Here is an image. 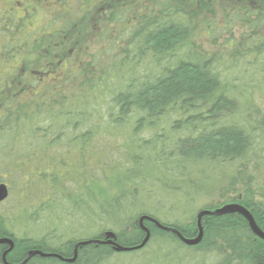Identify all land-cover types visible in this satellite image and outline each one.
Listing matches in <instances>:
<instances>
[{
	"label": "trees",
	"instance_id": "16d2710c",
	"mask_svg": "<svg viewBox=\"0 0 264 264\" xmlns=\"http://www.w3.org/2000/svg\"><path fill=\"white\" fill-rule=\"evenodd\" d=\"M256 87L264 92V0H0V184L16 198L0 210V239L12 241L0 264L4 253L6 264H102L120 252L75 245L112 233L134 247L146 232L135 251L258 264L264 245L238 214L203 216L196 246L139 225L146 216L194 240L200 212L238 204L264 232L251 176L242 199L226 194L248 164L264 165V115H249ZM225 177L218 199L195 208ZM94 214L103 228L84 239L49 231ZM13 218L43 235L16 238Z\"/></svg>",
	"mask_w": 264,
	"mask_h": 264
},
{
	"label": "rangeland",
	"instance_id": "374dc122",
	"mask_svg": "<svg viewBox=\"0 0 264 264\" xmlns=\"http://www.w3.org/2000/svg\"><path fill=\"white\" fill-rule=\"evenodd\" d=\"M207 40H204V42ZM203 42V43H204ZM206 46H208L206 49L210 50L212 47L211 45L206 44ZM214 51H218L217 48H213ZM223 51V50H221ZM219 51V52H221ZM224 53V51H223ZM221 53V54H223ZM223 56H225V54H223ZM5 68L3 69V73H7L8 71V66L3 65ZM252 91V90H251ZM264 91V90H261ZM252 94L254 95V97L256 98V105L255 107H253L251 109V113L249 114L251 117H255L257 118H261L264 115V92H260V90L256 87L254 88ZM260 159H263L264 161V156H259ZM257 170H253V165L252 164H248V166L245 168V174L242 175V179L237 178V192H226L227 196L229 197L231 195V198H235L236 196H238L240 199H242L246 194H247V190H246V183L245 180L246 178L248 179L251 176V184H250V191L249 193H253V195L255 196V199H260L263 198L264 199V165L259 164L257 165ZM252 171V172H251ZM247 173H249V175H247ZM208 173L206 172V178H205V183L208 182L210 184L216 182V177H218V173L216 172L214 174V176H209L207 175ZM216 175V176H215ZM197 179L202 180L204 176H202L201 174H197L195 175ZM229 179L228 178H224L223 181H219L217 182V184L214 186V188H212L211 190L207 191H203L205 193V195H203L202 193H198L197 195H199V198H196V204H195V208L199 207L202 204L205 203H214L217 199H218V195H219V189L220 188H227V181ZM239 187V188H238ZM235 189V190H236ZM201 194V196H200ZM15 197H13L12 195L6 199L5 202H3L0 205V210H3L4 212L8 211L13 202H15ZM158 200H162L163 202L165 201V197H158ZM142 201V200H140ZM144 203H148L147 200H143ZM145 205V204H144ZM143 206V205H142ZM140 206V207H142ZM139 207V208H140ZM144 207V206H143ZM84 218H79L80 222L77 225H69L70 230H66L63 234L59 233V229L57 231L55 230H49V231H53L56 235L60 234V238L59 241H64L67 238H76V239H84L92 234H94V232H96L97 230H99L100 228H103L102 226V222L99 221L98 218H96V214L94 215H90L89 219H91L90 221L93 222V224H90L93 227H87V224L89 225V219L85 218V220H83ZM15 218H13L12 222L9 223V229L11 231V233L18 239L24 237V235H26V237L32 236L35 238H39L43 235L44 231H42L41 227H39V224L37 223L36 227L33 226V223H26L24 226H20L17 227V225L19 224L18 222H14ZM15 224L16 227H14L13 225ZM17 229H20L19 231ZM178 248V247H177ZM151 249V248H150ZM183 251L186 253L184 254ZM182 252L180 250H176L174 252L172 251H163V252H159V254H157L154 257V253L150 252V253H146L148 252V248L144 249L143 251H130V252H120V253H115L113 256H111L107 261H105L102 264H192L190 262V260H188L187 258L190 256H192L191 252L189 250H183ZM187 251V252H186ZM261 251V249H260ZM164 253H168L169 257L166 258ZM258 264H264V254L262 252V256H258V260H257ZM257 264V263H256Z\"/></svg>",
	"mask_w": 264,
	"mask_h": 264
},
{
	"label": "water",
	"instance_id": "95a60500",
	"mask_svg": "<svg viewBox=\"0 0 264 264\" xmlns=\"http://www.w3.org/2000/svg\"><path fill=\"white\" fill-rule=\"evenodd\" d=\"M8 197V189L4 184H0V203H2L3 201H5ZM227 214H238L240 216H242L244 218V220L247 222L248 227L250 229V231L252 232L253 235H255L256 237H258L259 239L264 241V233L257 227V225L255 224V221L252 217V215L250 214V212L248 210H246L243 206L238 205V204H228L225 205L219 209H216L212 212L209 211H202L197 215V226H198V235L194 240H187L184 239L177 230H175L172 227H164L160 224H158L155 220L143 216L139 219V225L142 227V222L143 221H149L154 223L159 229H162L163 231L166 232H170L175 234L176 236H178L181 241L187 245V246H196L197 244L200 243L201 238H202V229L200 226V219L203 216L206 215H214V216H221V215H227ZM142 229L145 230V228L142 227ZM107 237L110 239L109 241L103 242V241H99V240H90V241H82L79 242L75 245V250L74 253L76 252L78 247H82V246H86L89 244H98V245H111L114 249V251L116 252H130V251H135V250H139L141 248H143L145 246V244L148 242L150 234L148 232H146L145 238L143 239V241L138 245V246H134V247H120L118 246L116 243H114V236L112 235V233H107ZM0 244H7L9 246V250L12 248V241L9 239H0ZM8 250V251H9ZM38 253H29L28 258H31L33 255H36ZM41 257L44 258H48V257H53L54 255L52 254H38ZM75 258V256H74ZM74 258L72 260H70L69 262H73ZM26 259V260H27ZM25 260V262H26ZM2 261L4 264H6V260H5V253L2 255ZM24 263V262H23ZM22 263V264H23Z\"/></svg>",
	"mask_w": 264,
	"mask_h": 264
},
{
	"label": "flooded vegetation",
	"instance_id": "af4514ba",
	"mask_svg": "<svg viewBox=\"0 0 264 264\" xmlns=\"http://www.w3.org/2000/svg\"><path fill=\"white\" fill-rule=\"evenodd\" d=\"M242 206V205H241ZM245 207V206H244ZM253 211V210H252ZM249 212H250V214H251V211L249 210ZM263 232V231H262ZM264 233V232H263ZM259 239V238H258ZM260 241H261V239H260ZM262 243H263V245H264V241L262 240L261 241Z\"/></svg>",
	"mask_w": 264,
	"mask_h": 264
}]
</instances>
